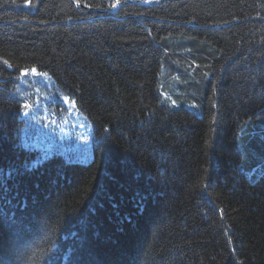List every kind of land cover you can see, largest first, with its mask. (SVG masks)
<instances>
[{"label":"trees","instance_id":"trees-1","mask_svg":"<svg viewBox=\"0 0 264 264\" xmlns=\"http://www.w3.org/2000/svg\"><path fill=\"white\" fill-rule=\"evenodd\" d=\"M0 264H264V0H0Z\"/></svg>","mask_w":264,"mask_h":264},{"label":"water","instance_id":"water-1","mask_svg":"<svg viewBox=\"0 0 264 264\" xmlns=\"http://www.w3.org/2000/svg\"><path fill=\"white\" fill-rule=\"evenodd\" d=\"M150 1V0H147V2ZM125 3H117L111 10L109 11H103V10H94V12L96 13H104V12H107V13H115V11L117 10L118 7H120L121 5H123ZM76 7H79L78 5H75Z\"/></svg>","mask_w":264,"mask_h":264},{"label":"snow or ice","instance_id":"snow-or-ice-1","mask_svg":"<svg viewBox=\"0 0 264 264\" xmlns=\"http://www.w3.org/2000/svg\"><path fill=\"white\" fill-rule=\"evenodd\" d=\"M33 72H35V69H33Z\"/></svg>","mask_w":264,"mask_h":264}]
</instances>
